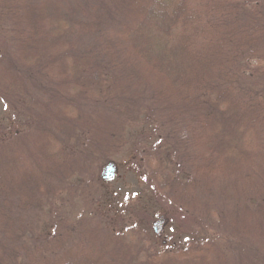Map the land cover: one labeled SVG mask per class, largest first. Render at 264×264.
Returning a JSON list of instances; mask_svg holds the SVG:
<instances>
[{
	"label": "trees",
	"instance_id": "obj_1",
	"mask_svg": "<svg viewBox=\"0 0 264 264\" xmlns=\"http://www.w3.org/2000/svg\"><path fill=\"white\" fill-rule=\"evenodd\" d=\"M120 64L157 78L136 95L149 105L115 81ZM183 119L193 144L169 139ZM129 147L159 212L141 210L165 220L158 246H97L101 225L36 213ZM262 156L264 0H0V264H214L221 242L224 263L264 264ZM115 202L106 218H137ZM181 215L198 224L182 245Z\"/></svg>",
	"mask_w": 264,
	"mask_h": 264
},
{
	"label": "rangeland",
	"instance_id": "obj_2",
	"mask_svg": "<svg viewBox=\"0 0 264 264\" xmlns=\"http://www.w3.org/2000/svg\"><path fill=\"white\" fill-rule=\"evenodd\" d=\"M125 56L127 58V55ZM130 63L131 62H129L128 65L135 66V63L133 64ZM146 73L147 71L144 70V67L141 66L140 64L138 67H129L126 66V64H120L119 71L116 73L117 78L114 75V79L115 81H119L121 83L118 84L119 86L122 85L124 92H125L124 87L126 86V89L129 92V94H127L128 97L136 98V99L138 98L144 99L146 100V103L144 105H149L150 97L148 98V96H140V97L136 96L143 90L144 85H151L152 83H154V80L157 79L154 75L153 76L149 75L148 79L146 80L145 78ZM26 119H27L26 117L15 118V121L18 123V125H22L26 130V126H27ZM190 119H183L179 121L180 125L177 124L174 127V129H172L171 134L175 136L169 138L170 141H179V142L184 141L193 144V142H191L192 139L190 135H188L187 133L188 130H191V128L189 127L190 126L189 124L191 123ZM129 133L135 135V139L138 140L140 144L142 137L151 135L150 133L143 132L142 130L139 129L132 130ZM132 153H133V148L129 147L128 150L126 149L119 158H116L114 160L117 166L119 165L118 163L122 164L118 166L119 171L115 179L111 181H106L104 179L103 168L109 162L104 163L100 167L98 176L94 179L92 183L90 184L85 183L84 185L79 187L75 185V188H73V190L71 191H67L66 189L65 195L63 194L61 197H58V200L55 199L54 202L52 201L47 202L45 206L42 208V210H39L36 213L45 219H47L48 217L58 218V220L62 223V225H64V223L66 222L72 225H76L77 223H80V221L83 219L86 221H91L93 225L95 223L101 225L100 231L93 234V239H94L93 241L94 244L97 246L106 245L113 249L116 246L121 247L125 245V246H131L134 252H138L142 250V248L149 247L150 245L158 246L160 241H162V238L158 240L155 239V236L153 235L154 232L153 225L155 222L161 221L162 217H155L153 215L159 212V209L157 211L151 209L153 207L152 196L150 192L147 191V187L146 184L144 183V180L138 175H137L138 176L137 179L135 177L136 175H134L135 172L131 171L130 166L128 165L124 166L125 161L127 160V158H129V156L132 155ZM263 157L264 156H262V159H257V160L263 163L264 161ZM256 164L259 167L260 164L257 162ZM71 183L73 184L72 186H74V182L72 181ZM263 185H264V180H263V184H261L260 181L255 186L253 192L258 190L260 191L261 195L264 194ZM111 194H113V197L116 201L115 202L116 207L125 205L133 209H136V211H139L137 218L135 219L132 215L129 214V212L124 215V219L126 223H122L120 221H119L120 223H116L115 221L116 219L109 214H107L108 218H106L105 217V213L107 212L106 205L105 204L100 205V204L103 203V201ZM252 200H254V198ZM248 201L249 200H247V202ZM148 206L149 209L152 210L153 214L151 213L143 214L141 209H147ZM162 206L164 207L165 205ZM99 208H102L105 213H103ZM65 218L66 221H64ZM151 223H152V227H151ZM171 224L174 228H176L177 230L176 234L182 236L180 239V245L184 243L183 242L184 239L186 240L188 238L198 236V231H197L198 224L194 220L190 219L189 216L184 217L183 215H181V217L176 218V220L174 219ZM62 225L59 228H63ZM126 225L127 227H129L128 228L129 231L125 229ZM131 228H135L134 234H132V232L134 231H131ZM46 229L47 226L43 227L41 233L43 234ZM163 230H164V223L162 224V227H160V233H162ZM260 230L263 232L264 226ZM109 231H114L116 235H122V236L124 234L123 233L124 231L125 234H127L126 240L124 242L119 243L118 241H116V239L119 238L109 234L108 233ZM168 231L169 228L165 232ZM225 232L227 233V236H231L233 234V226H231L229 229H226ZM124 238L125 237H123V239ZM211 239H214V236ZM163 243L165 244V242ZM224 246H225L224 242H221L222 252L219 255H218L217 247L213 248L212 250L213 253L211 252L212 255L216 257L219 256L220 258V260L214 264H230V262L232 264H238L239 260L238 257L236 258L235 254L230 257L232 261L226 259V262L224 263V261L221 260V255L223 254ZM234 258H236L235 261Z\"/></svg>",
	"mask_w": 264,
	"mask_h": 264
},
{
	"label": "water",
	"instance_id": "obj_3",
	"mask_svg": "<svg viewBox=\"0 0 264 264\" xmlns=\"http://www.w3.org/2000/svg\"><path fill=\"white\" fill-rule=\"evenodd\" d=\"M116 165L113 163L108 164L104 169H103V175L105 180H112L116 177ZM164 223V220H161L155 224V231L158 234L160 232V227H162V224Z\"/></svg>",
	"mask_w": 264,
	"mask_h": 264
}]
</instances>
